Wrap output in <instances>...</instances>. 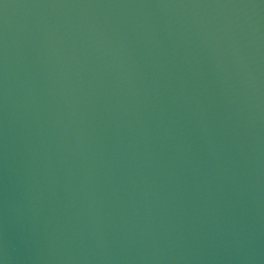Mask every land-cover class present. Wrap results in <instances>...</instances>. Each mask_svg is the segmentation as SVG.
<instances>
[{"label":"water","instance_id":"1","mask_svg":"<svg viewBox=\"0 0 264 264\" xmlns=\"http://www.w3.org/2000/svg\"><path fill=\"white\" fill-rule=\"evenodd\" d=\"M0 264H264V0H0Z\"/></svg>","mask_w":264,"mask_h":264}]
</instances>
